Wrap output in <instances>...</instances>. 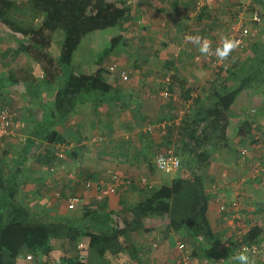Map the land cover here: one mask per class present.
Instances as JSON below:
<instances>
[{"label": "crops", "instance_id": "1", "mask_svg": "<svg viewBox=\"0 0 264 264\" xmlns=\"http://www.w3.org/2000/svg\"><path fill=\"white\" fill-rule=\"evenodd\" d=\"M114 1L119 7L129 9L130 19L119 26V35L126 42L122 43L124 49L113 50L101 67L105 71L104 77L107 82L125 98L113 108L94 103L79 104L76 107V113L59 128L61 144L67 146L65 159L62 161L56 159L54 162V167H57L59 172L51 174L47 170L45 163L48 159L45 154L40 155L41 163L24 165L22 178L25 185L22 195L25 196V203L34 211L72 219L79 218L83 213H71L69 217L66 209L33 203L29 198L37 189L44 185L46 188L50 183L51 186L56 185L53 197L58 199L54 196L55 193L67 190V184L70 186L74 184L71 192L73 196L78 197L80 204H84L81 194L92 193L95 197L97 189L108 182L109 176L105 182L102 181L103 176L112 174L107 167H101L102 164L115 162L118 166L129 164L136 169L141 167L152 180L137 175L139 170H133L129 176H133L134 179L121 177L132 181L131 184L119 187L116 196H109L103 202L110 212V220L111 217L116 218L118 222H114L119 224L118 228L127 230V235L121 238L124 240L125 252L116 256H106L103 264H177L185 253L190 255L191 260L197 259L198 264H264V170H262L264 98L259 89H248L239 94L229 112L226 144L211 153L210 162L204 170V190L209 200L207 219L214 234L212 242L207 243L199 238L196 242L188 244L183 240L184 232L169 231L166 229L165 221L139 218L134 208L138 200L145 197L152 187L169 184L174 178L172 176L155 178L154 173L148 168L149 163L154 166V158L151 159L152 155L149 152L151 148H147V142L140 138V134L149 133V139L153 140L155 145H159L163 133L159 130L158 123L170 110L150 109L148 104L151 102L143 96L146 95L145 90L149 91V83L146 81L145 84L144 80H152L156 77L154 74L159 75L161 78L157 77L160 80L157 88L163 86L161 80L169 72L186 85L188 83L198 85L201 80H206L205 77L210 74L211 67L194 53L202 49L215 48L219 42L228 40L232 32L231 24L248 22L255 11L262 15L261 26H264V6L261 5L264 0H214L211 4L208 0ZM99 37H93L81 48L84 46V50L87 51L90 46L89 49L93 50L92 46L99 43L97 40ZM16 46L9 43L3 47L0 43V106L11 105V109L19 112L22 117L19 135L9 140L5 139L7 142H4V147L1 148L0 157L6 161L15 160L13 154L17 141L24 136L22 129L25 128L26 132L32 129L35 115L40 111L45 113L50 110L54 89L44 88L41 84L42 70L29 57L14 54V59L11 60L9 55L15 51ZM59 47L58 44L54 55L58 53ZM50 50L51 48H49L51 53ZM81 52L83 53V49ZM247 58L245 60L232 58V63L237 65L234 69L232 67L231 71H236L237 78L244 76L239 69ZM113 59L115 65L126 64L125 72L128 71L126 81L120 78V72L124 68L120 69L117 66L114 71H110L109 67L112 64L108 69L105 68ZM136 65L139 68H131ZM166 65L171 66L168 68ZM96 69L97 66L91 62L89 56L86 61L74 64L73 68L76 73L90 74ZM214 76L213 73L208 80L215 81ZM128 80L130 81L127 82ZM235 82L236 80L228 84L234 85ZM15 88L19 93L13 92ZM204 89L208 90L207 86ZM199 95L207 96L206 92ZM86 112L90 114L86 115ZM123 116L125 119H122ZM84 119L87 121L84 122ZM179 119L175 120V123ZM245 122L251 125L250 132L238 135V128ZM148 127L151 128L150 132L146 130ZM116 132L126 134L129 145L127 149L124 150L112 142V139L117 138L113 135ZM147 149L149 154L146 156ZM242 149L247 150L243 158L239 157ZM123 152L128 155L125 159L122 158ZM82 161H86V164L82 165ZM59 167L63 170L58 169ZM139 178H144L152 187L132 185ZM87 184L94 185V190H87ZM80 190L81 194H75ZM131 191L135 194L133 199L125 200L126 192ZM234 200L239 204L236 218L229 207L220 210L222 205L228 206ZM64 203L66 205V202ZM241 242L256 244L261 252L255 257L246 255L239 251ZM179 244L185 245L183 252L178 249ZM71 250L67 240L51 239L48 260L54 262L59 259L75 258L77 253ZM26 257V254L24 257H18L16 264H32Z\"/></svg>", "mask_w": 264, "mask_h": 264}, {"label": "trees", "instance_id": "2", "mask_svg": "<svg viewBox=\"0 0 264 264\" xmlns=\"http://www.w3.org/2000/svg\"><path fill=\"white\" fill-rule=\"evenodd\" d=\"M129 19V9L119 7L114 0H0V28L11 38L16 35V39H13L17 43L14 54H24L38 64L43 73L41 84L46 90L54 87L50 110L38 112L33 119V128L26 132L25 139L17 141V158L6 161L0 157V264H16L21 251L34 262L55 264L57 260H48L50 240L54 238L67 240L73 248L80 238L88 240L83 261L76 256L59 259L61 264H103L106 256L125 252L122 239L127 235V230L113 225L105 203L102 202L97 210L85 212L74 219L67 216L50 217L34 211L25 203V196L22 195L25 185L22 169L31 157L36 156L38 161L40 155L45 154L47 170L51 174L59 172L54 167L57 145L62 143L59 128L76 113V107L94 103L113 108L124 100L125 96L107 82L101 67L113 49L126 42L122 36L111 38L110 46L95 54L93 63L97 69L92 74L76 73L73 59L87 35L119 27ZM261 28L264 35V26ZM57 31L63 33V40L58 53L54 55L49 48ZM259 43L264 41L260 39ZM249 49L251 56L239 69L244 76L237 78L236 71L229 70L222 81L216 78L208 83L206 97L196 95L192 98L193 90L171 76L169 89L173 83H178L182 104L188 100L192 104L177 123L168 114L160 119L158 127L163 134L159 145L149 139V133L140 134V138L147 142V148H151L145 152L146 156L149 152L152 155L160 146V150L171 147L179 157L181 167L177 177L169 184L152 187L134 208L139 218L165 221L169 231L184 232L183 240L188 244L199 238L207 243L214 240L207 219L209 200L204 190V170L210 162L211 153L226 144L231 107L244 90L259 89L264 98V44L258 46L254 42ZM170 66L166 65L168 68ZM234 80V85L228 84ZM250 126L243 123L237 134L250 132ZM19 130L11 137L16 138ZM3 147L4 143L0 150ZM154 166L148 164L151 173ZM58 169L63 170L62 167ZM71 191H58V199L66 202L73 196ZM241 244L248 242L239 243V247ZM185 255L189 258L188 264H198L197 259L191 260L189 254Z\"/></svg>", "mask_w": 264, "mask_h": 264}, {"label": "rangeland", "instance_id": "3", "mask_svg": "<svg viewBox=\"0 0 264 264\" xmlns=\"http://www.w3.org/2000/svg\"><path fill=\"white\" fill-rule=\"evenodd\" d=\"M14 1H16V2H25V0H14ZM261 3H262L261 5L264 6V1L261 2ZM260 17H261V22H260L259 30H258V33H257V38L255 40H250L246 44H244V47L238 53H235L234 54L235 56L234 55L232 56V58L234 60L237 57L239 59L244 58V60H245L246 57H250L251 51H250L249 47L254 42H256L258 44V46H262L264 44V43H259L260 39L262 40V42L264 41V35L262 34V30H261L262 29L261 27L263 26V25L261 26V23H263V20H262L263 17H262V15ZM248 22H246V23H248ZM119 34H120V29L117 26V27H113V28L106 29V30H103V31L94 32V33H91V34L87 35L85 38H83V40L81 42V45L79 46L78 50L76 51V53L74 55L73 65L74 64H77V63H82V62L86 61L87 60V56L91 57V62H93V59L96 58L95 54L98 53L100 50H102V49H104L106 47H109L110 46V39L113 38V37H116ZM98 36H100L99 38H97V40H99V43H97L98 45L95 44V45L92 46L93 50L89 49L90 46H89V48H87V51L84 50L85 49L84 46H83V48H81V46L84 43H87L93 37H98ZM12 37L13 38L10 37V34H8L7 32H4L3 29L0 28V43H2L3 47L9 45V43H13L14 46L17 45L16 41L13 40V39H16V35H12ZM52 39L53 40H52V44L50 46V48H51L50 51H51L52 54H55V52L57 51V48H58V44L60 46V44H61V42L63 40V33L61 31L55 32ZM81 49H83V53L81 52ZM122 49H124L123 46H122V44H118L116 46V48H114L113 50L114 51H117V50L119 51V50H122ZM204 51H207V49H205V50H203V49L202 50H198V52H195L194 54H197L196 56H199ZM9 56H10L11 60H13L14 59V52L13 53L11 52V54ZM15 57H17V56H15ZM199 58L206 64V62L203 60L202 57H199ZM113 61H114V63H113ZM203 62H201V63H203ZM111 64L112 65H115L116 64V62H115L114 59L105 68L108 69V67ZM125 65H126L125 63H121L120 65H118V63H117V65H115V67L119 66L120 69L124 68L123 70L125 72V69H127ZM236 65H237V63L231 64V69H232V67H236ZM132 67H134L135 69L139 68L138 65L131 66V68ZM143 70L145 71V69H143ZM132 71H133V69H132ZM211 71L212 70H210V74H208V76L205 77L206 80H201V82H199L198 85L197 84L195 85L194 83H190V84L188 83L186 85V87H190L193 90L192 91V94H191V97L192 98H195V95H199L202 92L204 94L205 91H207L206 89H204V87L205 86H208V83L212 81V80H208L209 77L212 76L213 73H214L213 71H212L213 73ZM87 72H89V71H87ZM127 72L128 71H126L125 73L127 74ZM154 75H156V77H154L152 80H149V79L148 80H144L145 84L147 83L146 81H148V83H149V91L147 92L145 90V94L146 95H143V96H145V98H147L148 101L151 102V104H148L151 110L153 109V110H156V111L157 110L163 111V109L165 108L166 110H170L168 112V115L170 117H172L173 119L177 120L178 118H180V117L183 116V114H184L185 111H188L190 105L192 104V101L191 100H188L184 104H182L183 102H181L182 100L179 98L180 90H179L178 83H175V85H173V87L171 88V90L169 89L168 92H169L170 96H167V97L161 96L160 95L161 92L166 87H165V85H163V86H161V88H157L158 87V84L160 82V80H158L157 77H159V78H161V77L159 75H157V74H154ZM214 77L219 78V80L222 81L223 78L227 77V74L226 73L215 74ZM129 81L130 80H128L127 82H129ZM3 83H4V81H3ZM151 85H153V86H151ZM196 87H200L201 89L200 90H197ZM15 91H17V88H15V90L13 92H15ZM197 91H199V92H197ZM173 97H175V99H173ZM139 98H141V95L139 96ZM1 110L8 111V113L12 116V119L14 120L15 124L17 123L18 124V128L21 129L20 127L22 126L21 125V121H22L21 118L22 117H20V113L19 112L17 113L15 111H13L11 109V105H8V104H7V106L2 104L0 106V111ZM88 114H90V112H88V113L86 112V115H88ZM164 116H166V114ZM122 119H125V117L123 116ZM85 121H87V119H84V122ZM84 126H85V124H84ZM23 128H24V126H23ZM19 132L20 131H18V133ZM22 135H24V136H21V139H25V137H26V129L25 128L22 129ZM113 135L116 136L117 138L112 139V142H114L118 147H122V149H124V150L127 149V147H129V145H127L128 139L125 136L126 134L125 135L124 134L121 135V133H117L116 132V134L113 133ZM9 139H12V137L9 136L8 138H6V140H9ZM172 141H174V140H172ZM173 146H175V143H173ZM160 148H161V146H160ZM160 148L157 149V150H155V153L157 151H159ZM16 150H17V147L14 150L13 159H16L17 158V153L15 152ZM89 150H91V147L89 148ZM89 150H88V152H89ZM85 152H87V150ZM124 153H125V156L122 157L123 159L127 158V156H128V155H126V152H124ZM155 153H152V156L153 157H154ZM6 154H7V152H6ZM86 157L87 158H90L89 155H86ZM39 162H40V160L37 161V157L36 156H33V157H31V159H29L26 162L25 165H28V166H30L31 164H34L35 165V163H39ZM83 164H86V161H82V165ZM113 164H111V163H105V164H102L101 167L105 166V167L108 168L109 171H111L112 174H117L120 177H123V176L124 177L127 176L129 178L131 177V179L133 178V176H129L131 174L130 172H132L133 170L134 171L139 170L138 173H137V175L145 176L146 178H149L150 180H152V178L150 176L148 177V175L145 174L146 172L141 167H138V169H136L135 167L130 166L129 164H124V165H121V166H118L115 162H113ZM177 171L176 172H170V173H164V172H160V171H158L156 169V171L153 172L154 173L153 175H154L155 178H159V177L160 178H167L169 176H172V177L175 178L179 174V172H177ZM112 174H110V175H112ZM110 175H106V176L104 175L103 178H102V181L105 182L106 181V178L108 176H110ZM44 186H46V185H44ZM44 186L41 187V188H39V189H37V192L36 191L33 192L31 194L32 195L31 198H29V199L32 200L33 203L49 205V207L50 206H53V207L55 206L57 209H60V208L66 209L68 211L69 217H71L70 216L71 213H77V212H79V213H83L84 214L85 212H89V211H92L94 209H97L102 204V202H97L95 200V197H94V195L92 193H90V194H88V193H86V194L82 193L81 194V190L80 191H77V192L73 191V192H75V194L76 193L81 194V199L83 200V203H84V201H85V203L84 204H80L79 202H77L74 205L75 206L74 209L69 210V209H67L64 201H62L60 199H54L53 193L55 192V189H56L55 186L56 185L51 186L50 183H49L46 188H44ZM74 187H75L74 184L71 185V186L69 184H67V189H72L73 190ZM52 189H54V190H52ZM86 189L87 190H90V189L94 190V185H90L89 187H86ZM95 189H96V187H95ZM126 193H127V196L126 197L124 196V193H123V196H124V199L125 200H127V198L133 199V197L135 196L134 192H132V191L131 192H126ZM117 194H118V192L116 194H114V195L116 196ZM38 212H40V213H46V212H41V211H38ZM46 214H48V213H46ZM49 216L50 217H60V215H51V214ZM111 220L113 222V225H116V223L118 222L117 219L114 218V217H111ZM114 221H117V222H114ZM117 225H119V224L117 223ZM71 249H72L71 251H73V250L76 251L75 250V247L74 248L71 247ZM24 255H25V253L23 251H21L19 257H21V256L24 257ZM29 261L32 264H40V263L34 262V260L32 258Z\"/></svg>", "mask_w": 264, "mask_h": 264}, {"label": "built area", "instance_id": "4", "mask_svg": "<svg viewBox=\"0 0 264 264\" xmlns=\"http://www.w3.org/2000/svg\"><path fill=\"white\" fill-rule=\"evenodd\" d=\"M209 4L214 3V0H208ZM261 19L260 15L257 11H255L249 20L248 23L242 22H233L231 24L230 29L232 30L228 40H223L215 45V48L209 49L207 51L202 52L199 57H202L203 60L211 67V70L215 74L226 73L231 69L232 64V56L235 53H238L248 41L253 40L258 33L259 25ZM110 71L115 70V65L109 67ZM171 75L172 73H167L164 79L161 80V83L165 85V89L161 92V96L167 97L169 94V86L171 85ZM120 78L123 81L128 79L127 74L124 71L120 72ZM175 99V97H173ZM251 112H254L251 110ZM182 113V112H181ZM163 127V124L160 125ZM255 128V125H253ZM18 129V124L14 122L12 116L6 110L0 111V147L3 146V143L6 138L11 135H14L16 130ZM147 131H151V128L148 127ZM255 130V129H254ZM57 159L63 160L65 159V153L67 150V146L64 144L57 145ZM247 150L242 149L239 152V157L243 158L246 155ZM154 165L156 169L160 172L170 173L176 172L181 167L180 159L175 154L174 149L171 147L163 148L159 150L154 157ZM264 170V168L262 169ZM131 184L129 179L121 178L117 174H112L108 178V182L101 185L97 191L95 192V200L97 202H103L107 199V197L112 196L118 192L119 187L128 186ZM137 185L147 186V188L152 187L150 184L148 185L144 178H139L136 181ZM90 185L87 184L86 187ZM54 196L58 197V194L55 193ZM79 202L77 196H71L66 200L67 209H74L75 203ZM226 207L233 213V217L236 218V213L239 207V204L236 200L231 201L227 206H221L220 210H225ZM87 245L88 240L86 238H80L77 240L75 244V250L80 261H83L86 253H87ZM178 249L183 252L184 245L179 244ZM239 251L249 255L251 257L257 256L261 251L256 244H241L239 247ZM27 260H30L31 257L27 256ZM189 258L187 255H182L178 260L177 264H188ZM55 264H61L60 261L57 260Z\"/></svg>", "mask_w": 264, "mask_h": 264}]
</instances>
